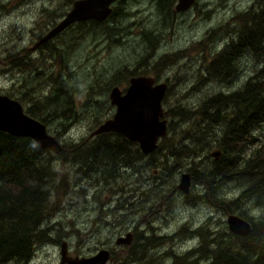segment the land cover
<instances>
[{
    "label": "rangeland",
    "instance_id": "1",
    "mask_svg": "<svg viewBox=\"0 0 264 264\" xmlns=\"http://www.w3.org/2000/svg\"><path fill=\"white\" fill-rule=\"evenodd\" d=\"M6 1L2 2L5 9L0 11V59L6 58L11 66L0 65V94L17 96L18 59L13 62L10 57L31 44L33 38L29 32L36 24L38 31L44 33L46 25L71 9L75 0ZM120 1L125 3L126 10L119 20L107 21L109 26L119 28L111 37L103 34L99 24L87 23L95 20H87L83 26L71 25L48 48L33 54L39 78L36 92L31 95L38 99H26L24 107L34 106L37 111L40 108L36 107L42 104L39 99L55 94L58 89L73 99L76 116L73 114L72 120L64 123L65 129L61 121L49 120L48 132L58 139L62 149L66 146L69 150L65 163L53 161L58 172L55 184L60 183L62 187L53 190L50 203L55 206H51L52 212L42 226L49 229L51 240L36 245L28 264H58L63 241L72 256L89 257L107 249L111 255L106 264H140L130 259V250L138 249L132 247L136 243L143 245L144 237L152 234L160 238L143 246V262L171 264L173 255H182L199 246L195 228L203 225L229 231V214L243 213L251 221L261 216L262 205L252 199L241 205L233 204L230 211L204 202L210 195L203 180L192 181L188 195L177 188L181 174L190 173L189 168L195 174L197 169L202 173L213 165L211 154L217 150V142H212L216 140L212 135H219V128L224 130L227 125V121L219 125L206 123L192 117L190 112L189 119H182L179 110L193 111L214 94L241 89L264 63V59L243 54L235 60V70L229 77L215 75L208 64L235 35L238 25L233 19L246 12L255 0H195L190 9L182 12L175 10L176 0L171 7H163L160 0H118L114 5L118 6ZM143 31L160 37L154 50L146 48ZM164 56L172 57L167 60L170 62L157 65ZM44 64L49 67L47 70L43 69ZM128 72H144L142 75L154 77L157 83H167L162 101L167 133L162 151L153 157L156 167L150 165L148 158H143L137 167L139 172L124 170L109 184L93 174L76 177V167L86 158L73 159L77 154L72 155L70 148L94 137L90 136L91 131L112 117L115 106L109 100L110 89L118 86L124 90L130 77L125 76ZM38 113L43 115L42 111ZM185 133L192 136V143L191 138L183 139ZM253 134L259 146L264 142V124ZM260 136L262 140H258ZM178 142L181 143L175 144ZM180 146L200 151L197 154L181 151L178 158L173 157V148ZM253 149L255 146H250L247 154ZM244 182L220 180L219 195L226 201L236 199L246 186ZM197 197L203 198L197 200ZM127 233L133 234V242L118 244L117 239L126 237Z\"/></svg>",
    "mask_w": 264,
    "mask_h": 264
},
{
    "label": "trees",
    "instance_id": "2",
    "mask_svg": "<svg viewBox=\"0 0 264 264\" xmlns=\"http://www.w3.org/2000/svg\"><path fill=\"white\" fill-rule=\"evenodd\" d=\"M117 1L113 2L112 11L105 20L87 23L99 24L103 34L109 37L118 32L119 28L107 24L108 20H119L126 10L122 1L118 6L114 5ZM160 2H163V7L166 5L171 7L174 0ZM233 21L238 25L235 35L223 49L211 57L208 63L209 70L215 75L231 76L235 70V60L243 54H251L262 61L264 59V0H255L246 12L238 15ZM142 38L145 40L146 48L154 50L160 37L143 31ZM118 40L119 38L114 41ZM169 58L172 57L164 56L156 64L170 62L167 61ZM35 65L38 68L36 63ZM48 68L44 64L43 69ZM142 74L144 72H128L125 76ZM60 94H65V98H61ZM68 98L66 92L62 93L57 89L55 94L50 93L44 99H39L42 100V104L36 108L40 109L36 111L34 106L29 107L27 113L42 121L46 127L50 125L49 120L61 121L60 125L65 129L64 123L72 120L73 114L76 116L74 101ZM40 111L43 115L38 113ZM189 112L193 114L192 117L206 123L219 125L227 121L224 130L219 128V135H212L216 137L212 142H217V151H221L217 158L213 157V165L202 173L197 169L193 174L192 170L188 169L194 183L203 180L206 186L210 196L203 201L222 208L223 211H230L233 204L241 205L252 199L262 205L263 210L259 220L246 219L252 229L246 236L231 233L226 228L214 230L211 226L203 225L195 228L193 232L199 237V246L182 255H173L171 264H264V142L257 146L253 134L261 124H264V63L247 78L241 89L231 93L214 94L193 111L179 110L180 117L189 119ZM188 134L185 133L183 139L191 138L192 143L194 139ZM261 137L258 140H262ZM165 138L158 145V149L150 154L152 167H156L153 157L162 151ZM250 146H255V149L248 155L247 150ZM188 148L182 146L173 148L175 151L173 157L178 158L181 151L196 154L200 151ZM68 150L63 146L60 152L54 154L48 149L40 148L28 137H15L0 131V264H28L36 245L51 240L49 229H43L42 226L45 218L52 212L51 206L52 208L55 206L50 203L53 190L62 187L60 183L55 184L58 172L53 161L57 159L62 164L65 163ZM70 153L77 154L73 159L86 158L76 167V177L88 174L92 177L93 174L97 176L96 179L106 184L115 182L124 170L139 172L137 167L145 157L136 142L128 141L122 135L113 132L101 133L82 141L72 146ZM160 165H165V160L161 161ZM222 179L246 180L244 182L246 186L236 199L226 201L219 195L217 187ZM201 198L203 197H197V200ZM243 215L239 214L244 218ZM187 232L189 233L188 230ZM158 238L160 237L151 235L149 238L144 237L146 241L143 245L133 244L131 247L138 249L130 250L132 252L130 259L140 264H149L143 262V246L147 243L151 245V242Z\"/></svg>",
    "mask_w": 264,
    "mask_h": 264
},
{
    "label": "water",
    "instance_id": "3",
    "mask_svg": "<svg viewBox=\"0 0 264 264\" xmlns=\"http://www.w3.org/2000/svg\"><path fill=\"white\" fill-rule=\"evenodd\" d=\"M115 0H75L65 17L35 46L48 40L74 22L106 19L112 11ZM195 0H176L175 10L186 11L192 7ZM167 90V83L155 82L154 77L136 75L129 78L127 87L122 90L113 86L109 92V100L115 106L112 117L103 121L90 136L101 133L115 132L123 135L127 140L136 142L143 154L156 150L158 141L167 133V120L163 118L164 111L161 105ZM0 131L15 137H28L40 148L58 153L62 145L58 139L48 132L46 125L39 119L27 114L22 104L16 99L0 95ZM214 158L220 155L219 151L211 154ZM191 186L190 174L184 172L180 176L178 189L189 193ZM228 229L234 234L246 236L251 232V224L237 214L227 217ZM132 234L119 237L118 244H130ZM60 261L58 264H106L110 258L107 249H101L89 257L72 256L68 253L65 241L60 246Z\"/></svg>",
    "mask_w": 264,
    "mask_h": 264
},
{
    "label": "flooded vegetation",
    "instance_id": "4",
    "mask_svg": "<svg viewBox=\"0 0 264 264\" xmlns=\"http://www.w3.org/2000/svg\"><path fill=\"white\" fill-rule=\"evenodd\" d=\"M5 2L7 3L6 0H0V11H3L5 9ZM74 2V1H73ZM72 6V5H71ZM70 10V8H69ZM66 10L60 17L58 20H55L53 23H51L50 25H46L47 30L44 33H40L38 31V27L36 24V28L32 31L29 32V34L31 35V38H33L31 40V44L26 46L25 48H22L20 50H18V54L10 57V60L13 62H17L18 59V63L17 66H15L17 68L18 74L15 76L16 77V82L18 81V84L16 86V95H9V94H0V95H5L7 97H9L10 99H16L17 101H19L22 104V107L24 109V111L27 113L28 109L24 107V103L25 101H27L26 99H38L37 97L32 96L31 94H33L34 92H36V82L38 81V68L35 65V56H33V54L38 55L39 50L43 49V48H48L49 44L51 43V41L57 37L60 34H63V32L65 30L68 29V27H70L71 25L74 24H78V25H85L86 21H80V22H74L73 24H70L69 26H67L66 28H64L63 30H61L60 32H57L55 35H53L51 38H49L48 40L42 42L41 44L35 46V44L42 38L44 37L51 29H53L60 21L62 20L63 17H65L66 13L69 11ZM1 17V16H0ZM57 22V23H56ZM56 23V24H55ZM17 57V58H16ZM9 60H7L6 58H2L0 59V65L3 66H9L10 64L8 63ZM10 62V61H9ZM11 63V62H10ZM11 66V65H10ZM14 67V66H12ZM12 69H8L7 71H10ZM12 76V75H11ZM20 76V77H19ZM13 77V76H12ZM37 78V80H36ZM157 83V82H156ZM15 86V85H13ZM30 94V95H28ZM28 96V97H27ZM163 101V99H162ZM162 105V102H161ZM32 107V106H31ZM29 108V107H28ZM27 110V111H26ZM164 111V110H163ZM29 114V113H27ZM30 115V114H29ZM32 116V115H31ZM34 117V116H33ZM164 118V115H163ZM165 119V118H164ZM119 134V133H117ZM121 135V134H119ZM123 136V135H122ZM125 138V137H124ZM126 139V138H125ZM129 141V140H128ZM62 150V149H61ZM150 155V154H149ZM146 155L144 158H148L149 161H151L150 156ZM192 186V185H191ZM177 188H178V184H177ZM180 190V189H179ZM190 192V191H189ZM185 195H188L189 193H184ZM148 238L150 235H147ZM132 239H133V234H132ZM133 242V241H132ZM131 242V243H132ZM130 243V244H131ZM129 244V245H130ZM110 252V251H109ZM111 255V253H110Z\"/></svg>",
    "mask_w": 264,
    "mask_h": 264
},
{
    "label": "bare ground",
    "instance_id": "5",
    "mask_svg": "<svg viewBox=\"0 0 264 264\" xmlns=\"http://www.w3.org/2000/svg\"><path fill=\"white\" fill-rule=\"evenodd\" d=\"M110 15V14H109ZM90 20H93V19H90ZM105 20V19H104ZM87 21V20H86ZM95 21H97V20H95ZM103 21V20H102ZM98 22H101V21H98ZM17 58V57H16ZM108 133V132H107ZM113 133H115V132H113ZM124 137V136H123ZM165 137V136H164ZM163 138V137H162ZM162 138H160V139H162ZM159 139V140H160ZM132 142V141H131ZM139 147V146H138ZM156 149H158V147L156 148ZM141 151V150H140ZM154 151H156V150H154ZM153 151V152H154ZM153 152H151V153H153ZM220 152V154H221V151H219ZM151 153H149V154H151ZM149 154H144V155H149ZM132 172V171H131ZM189 173V172H188ZM190 174V173H189ZM191 175V174H190ZM192 176H190V180H191V182H192ZM191 187V186H190ZM183 192V191H182ZM184 193V192H183ZM238 215V214H237ZM231 232V231H230ZM190 233V232H189ZM232 233V232H231ZM153 235V234H152ZM124 245H129V244H124ZM69 252V251H68Z\"/></svg>",
    "mask_w": 264,
    "mask_h": 264
}]
</instances>
